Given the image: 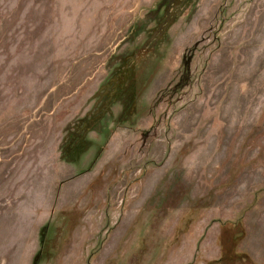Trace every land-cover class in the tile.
<instances>
[{
	"label": "rangeland",
	"instance_id": "rangeland-1",
	"mask_svg": "<svg viewBox=\"0 0 264 264\" xmlns=\"http://www.w3.org/2000/svg\"><path fill=\"white\" fill-rule=\"evenodd\" d=\"M0 264H264V0H0Z\"/></svg>",
	"mask_w": 264,
	"mask_h": 264
},
{
	"label": "trees",
	"instance_id": "trees-1",
	"mask_svg": "<svg viewBox=\"0 0 264 264\" xmlns=\"http://www.w3.org/2000/svg\"><path fill=\"white\" fill-rule=\"evenodd\" d=\"M225 224L227 223H231L233 225H235L236 227H238V231L236 232L235 236L233 237L234 238V242L237 244L240 240H242L244 237V234H245V228H244V223H242V218L239 217L237 218L236 220L234 221H226L224 222ZM239 255H242L244 256L246 259H250L249 256L247 254H239ZM238 254L236 256H239ZM219 262V261H218Z\"/></svg>",
	"mask_w": 264,
	"mask_h": 264
}]
</instances>
